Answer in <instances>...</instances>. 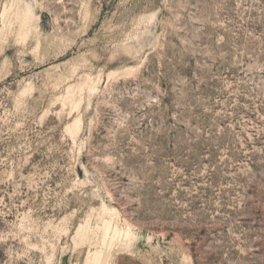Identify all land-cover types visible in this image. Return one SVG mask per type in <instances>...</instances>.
I'll return each mask as SVG.
<instances>
[{
    "label": "rangeland",
    "instance_id": "obj_1",
    "mask_svg": "<svg viewBox=\"0 0 264 264\" xmlns=\"http://www.w3.org/2000/svg\"><path fill=\"white\" fill-rule=\"evenodd\" d=\"M0 264H264V0H0Z\"/></svg>",
    "mask_w": 264,
    "mask_h": 264
},
{
    "label": "bare ground",
    "instance_id": "obj_2",
    "mask_svg": "<svg viewBox=\"0 0 264 264\" xmlns=\"http://www.w3.org/2000/svg\"><path fill=\"white\" fill-rule=\"evenodd\" d=\"M109 232V231H108ZM106 258V257H105Z\"/></svg>",
    "mask_w": 264,
    "mask_h": 264
}]
</instances>
